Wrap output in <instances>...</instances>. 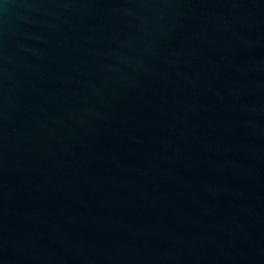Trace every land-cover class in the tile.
Masks as SVG:
<instances>
[{
    "label": "water",
    "instance_id": "95a60500",
    "mask_svg": "<svg viewBox=\"0 0 264 264\" xmlns=\"http://www.w3.org/2000/svg\"><path fill=\"white\" fill-rule=\"evenodd\" d=\"M0 264H264V0H0Z\"/></svg>",
    "mask_w": 264,
    "mask_h": 264
}]
</instances>
